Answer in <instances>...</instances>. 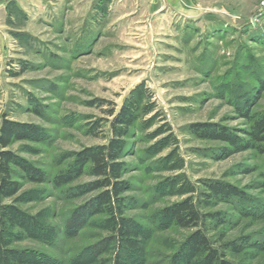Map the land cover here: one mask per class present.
I'll use <instances>...</instances> for the list:
<instances>
[{"label": "rangeland", "instance_id": "rangeland-1", "mask_svg": "<svg viewBox=\"0 0 264 264\" xmlns=\"http://www.w3.org/2000/svg\"><path fill=\"white\" fill-rule=\"evenodd\" d=\"M261 2L0 0V124L43 131L41 141L5 149L49 176L37 182L12 166L21 188L0 199V264H14L12 251L29 254L15 264H118L112 218L81 208L102 189L82 194L77 187L97 178L74 173L61 187L50 179L69 168L73 153L108 145L123 106L134 124L127 133L121 124L123 135L115 136L124 146L117 161L131 184L123 215L143 235L137 264L175 263L194 228L172 225L160 211L188 197L232 220L205 221L230 264H264V248L251 246L264 243V153L235 152L190 128L212 122L246 137L245 114L264 110ZM216 181L238 187L244 199L213 202L205 192ZM3 206L23 219L12 224ZM245 237L252 244L238 253L222 248Z\"/></svg>", "mask_w": 264, "mask_h": 264}, {"label": "trees", "instance_id": "trees-1", "mask_svg": "<svg viewBox=\"0 0 264 264\" xmlns=\"http://www.w3.org/2000/svg\"><path fill=\"white\" fill-rule=\"evenodd\" d=\"M249 104H247L248 106ZM249 118L250 127L242 131L245 136L238 135L237 130L212 122H195L190 125L191 131L202 139L216 140L235 147V152L246 149H258L264 153V110L257 114H245ZM121 124H124V131L134 124V115L131 108L128 110L123 106L115 115L112 134L114 138L105 147H86L73 153V160L69 164L71 171H63L50 179L55 187H61L73 180L72 175L77 176L89 172L97 179L87 185L78 186V193H89L94 190H101L91 202L81 207L86 213L108 214L112 218L115 236L118 242L119 259L118 264H137L144 254L142 230L132 225L131 220L125 217L126 197L123 195L130 190L131 184L123 179L125 163L117 161L121 157L124 146L120 139L116 138L123 133L119 131ZM116 136V137H115ZM43 140V131L30 123H22L3 119L0 124V199H7L14 196L21 188V183L13 176L14 168L18 167L31 180L37 182H48L49 176L38 167L21 160L13 152L6 150L8 146L17 141ZM206 196L213 202H231V200H243L244 192L238 187L220 181L207 183ZM77 193V194H78ZM114 204H116L114 206ZM4 216L11 220L12 224L24 217L21 210L12 206H3ZM75 211L74 216L80 213ZM260 214L264 210H260ZM161 215L172 225L181 228H194L193 232L185 239L179 257L174 264H230L225 259V251L214 245L205 231V221L211 217L217 225L229 224L232 220L222 216V212L205 213L192 197L182 199L165 206L160 211ZM259 213V211H257ZM27 222V221H26ZM25 224V222H24ZM250 237L235 239L224 242L222 248L238 253L246 246H250ZM257 248H264V243L254 245ZM8 257L11 263L20 262L28 258L27 252L12 251ZM25 255V257H24ZM89 258V257H86Z\"/></svg>", "mask_w": 264, "mask_h": 264}, {"label": "built area", "instance_id": "built-area-1", "mask_svg": "<svg viewBox=\"0 0 264 264\" xmlns=\"http://www.w3.org/2000/svg\"><path fill=\"white\" fill-rule=\"evenodd\" d=\"M261 6H262V9H264V0H262ZM263 12H264V10H263Z\"/></svg>", "mask_w": 264, "mask_h": 264}, {"label": "water", "instance_id": "water-1", "mask_svg": "<svg viewBox=\"0 0 264 264\" xmlns=\"http://www.w3.org/2000/svg\"><path fill=\"white\" fill-rule=\"evenodd\" d=\"M255 20H256V19L254 18V19H253V23H255Z\"/></svg>", "mask_w": 264, "mask_h": 264}]
</instances>
